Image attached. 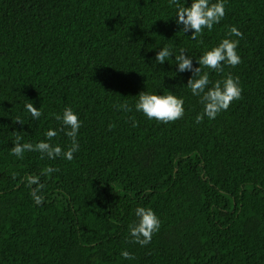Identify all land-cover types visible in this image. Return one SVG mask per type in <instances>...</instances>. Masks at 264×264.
Instances as JSON below:
<instances>
[{"label": "trees", "instance_id": "trees-1", "mask_svg": "<svg viewBox=\"0 0 264 264\" xmlns=\"http://www.w3.org/2000/svg\"><path fill=\"white\" fill-rule=\"evenodd\" d=\"M224 3L220 23L192 40L169 0H0V264H264V0ZM233 25L242 62L204 71L239 77L242 98L197 124L203 106L175 55L184 48L199 67ZM167 90L184 99L182 119L135 110L140 92ZM125 102L131 112L116 107ZM66 107L81 121L73 160L10 154L17 131L35 144L55 129L50 142L66 150L55 119ZM48 166L59 171L40 176L36 204L24 178ZM140 206L161 221L143 247L128 229Z\"/></svg>", "mask_w": 264, "mask_h": 264}, {"label": "clouds", "instance_id": "clouds-1", "mask_svg": "<svg viewBox=\"0 0 264 264\" xmlns=\"http://www.w3.org/2000/svg\"><path fill=\"white\" fill-rule=\"evenodd\" d=\"M173 5L176 8V23L183 25L182 31L184 33L193 32L192 40H198L203 35L204 29L212 31L213 26L219 24L226 15L224 0H216V2H212V0H192L191 6H182L179 0H169V6ZM233 36L243 39L244 34L237 26H230L227 37L222 39L217 46L205 50L197 59L199 67H194L193 59L186 55L184 48H181L179 53L175 55V64L178 65V71L192 73L186 86L191 90L193 96L199 97V103L203 106L202 111L195 117L197 124L203 123L205 117L209 120L215 119L219 113L227 111L233 101L242 98L243 89L240 86L239 77L227 73L222 79L212 82L209 73L204 71V69H211L219 74L224 72V64L235 68L242 62L237 51L240 39H231ZM172 55L169 47L165 46L157 52L155 61L162 65L166 58ZM137 97L135 110L142 112L150 120L168 124L182 119L185 114L184 99L174 95L171 90H167L163 95L142 91ZM116 107L126 113L132 111L127 102L116 105ZM25 109L31 113L34 119H39L42 115V112L33 103H26ZM55 119L62 122L60 131H64L71 141L66 150L61 145L50 142L58 135L55 129L47 130L45 132L46 140H41L35 144L30 142L21 143L23 136L17 131L14 132V147H11L10 154L23 159L26 151H35L41 153V159L46 156L51 160H55L57 157H62L68 161L73 160L74 153L78 152L80 147L77 139L81 128L79 116L71 107H66L62 115H55ZM130 119L132 126L138 127L136 118L133 116ZM13 123L23 125L24 121L18 116L13 120ZM112 127L114 125L110 124L109 129ZM54 171H59V169L48 166L41 171L39 176L35 174L25 176L24 180L31 189L30 195L36 204L42 205L44 202L41 192L45 186L40 182V176L50 175ZM12 175L15 179L17 174L13 173ZM135 216L137 220L128 226L132 238L129 242L137 243L142 247L147 246L151 243L153 234L160 230L161 221L150 207H137ZM121 256L125 259H135V256L126 250L121 252Z\"/></svg>", "mask_w": 264, "mask_h": 264}]
</instances>
